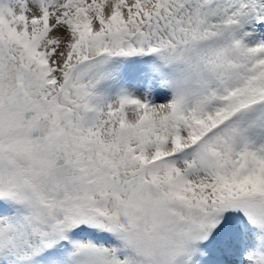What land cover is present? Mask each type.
<instances>
[{"label": "snow or ice", "instance_id": "1", "mask_svg": "<svg viewBox=\"0 0 264 264\" xmlns=\"http://www.w3.org/2000/svg\"><path fill=\"white\" fill-rule=\"evenodd\" d=\"M0 264H264V0H0Z\"/></svg>", "mask_w": 264, "mask_h": 264}]
</instances>
